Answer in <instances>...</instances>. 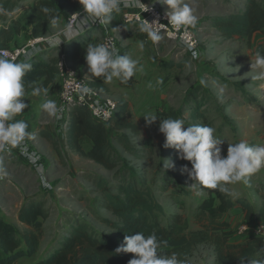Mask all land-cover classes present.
Listing matches in <instances>:
<instances>
[{
	"label": "rangeland",
	"instance_id": "obj_1",
	"mask_svg": "<svg viewBox=\"0 0 264 264\" xmlns=\"http://www.w3.org/2000/svg\"><path fill=\"white\" fill-rule=\"evenodd\" d=\"M36 1L0 0V6L8 11L7 15H0V29L12 27L14 23H19L21 29L6 48L25 45L31 39L26 21L28 12ZM246 1L185 0L186 3L194 5L198 16V24L192 29L199 42L198 60H190L183 47L175 42L160 40L154 44L146 33L140 31L138 25L126 23L120 13H114L108 29L104 25L93 27L77 36L82 56H85L89 44L111 38L119 55L140 60L144 72H137L128 84H121L114 79L110 83H104V90H99L116 104H127V116L139 131L138 137L132 140L133 143L138 145L144 139L151 138L153 152L142 154L144 158L139 159L115 145L121 162L115 170L105 171L74 152L61 150V158L56 155L55 160L48 158L49 162H46V167H50L47 173L50 190L42 187L24 163L16 158L5 159L0 165V217L13 224V221H17L19 209L29 200L43 202L49 213V217L43 222L37 253L32 258L20 259L16 264H33L44 257L77 219H83L99 232L110 235L111 232L100 219L112 218L100 209L98 203L101 196L93 181L103 177L108 179L111 187H118L119 183L111 178L116 171L122 169L136 172L151 188L163 208L164 215L159 221L164 226L167 225L170 215L179 214L186 219L190 230H198L205 224L206 215L212 208H216L222 210L221 220L229 224L231 243H243L249 238L261 235L252 228L264 225L258 218V213L264 210V169L250 178L249 185L240 182L227 186L233 193L229 197L232 202L244 199L251 204L252 213L249 216L235 203L231 208L223 209L222 192L203 189L206 194L197 196L188 189L191 181L186 174H182L183 164L177 159L176 151L163 147L164 138L158 132L159 120L146 126L143 118L146 113L154 112L159 119L182 118L186 124L211 126L216 130L215 134L225 141L221 145L222 156L226 155L227 143L246 140L251 145L264 146V81L251 80V76L255 74V71L251 72V63L254 62L252 46L243 45L241 38H222L211 27L212 18L226 17L241 10ZM74 12L83 15L82 7L68 12L64 18L65 26ZM113 28H118V33L111 31ZM142 41L144 47L141 49L139 43ZM31 54L33 56L30 62L33 63L49 62L53 59L57 61L62 55L57 54V57L54 52L48 53L38 48ZM79 73L88 83L98 79L89 73L87 64L79 69ZM56 77L58 78L57 75ZM157 79H162L163 83L156 85ZM149 84L153 87L149 88ZM26 104L29 105L26 108L29 112L20 117L22 120L26 114L31 115L37 111L36 102L29 101ZM20 118L15 117L13 121ZM26 120L29 121L28 118ZM42 157L45 159V156ZM165 159H171L175 167L163 171L162 163ZM177 179L186 180L187 195L180 193ZM203 203L206 205L205 216L198 221L197 210ZM16 224L20 232L25 230L18 221ZM187 264H215L213 247L199 245Z\"/></svg>",
	"mask_w": 264,
	"mask_h": 264
},
{
	"label": "trees",
	"instance_id": "obj_2",
	"mask_svg": "<svg viewBox=\"0 0 264 264\" xmlns=\"http://www.w3.org/2000/svg\"><path fill=\"white\" fill-rule=\"evenodd\" d=\"M42 7H48L53 14L65 18L68 12L81 8V5L78 0H37L32 4L26 21L31 39L44 36L48 31L50 24L41 12ZM211 27L222 38H241L247 46L250 45L253 35L260 34L261 40L256 50H264V0H247L243 9L226 17L212 18ZM20 31L19 23L0 29V47L6 48L10 45ZM78 40L77 37L68 39L62 55L69 66L79 71L86 61L85 56L79 52ZM43 50L53 52V49ZM30 63L32 69L24 77L26 94H32L34 87L48 88L56 81V59ZM95 80L90 85L98 90H104V79ZM40 135L61 158V151L55 138L47 131H40ZM138 135L137 126L127 116L125 102L116 104V113L108 124L94 122L88 109L82 105L71 107L67 114L65 132L67 148L105 171L115 170L121 162L115 145L139 159L144 158L142 154L153 152L151 138L144 139L138 145L133 143L132 140ZM180 163L191 168L190 162L180 160ZM111 179L117 181L119 186L111 187L108 179L103 177L93 181L95 189L101 196L98 203L100 209L112 218H103L100 222L111 234L99 232L83 219L74 220L52 250L33 264H128L132 254H117L115 250L122 244L125 235H134L140 231L145 235L155 232L160 239L168 242L167 247L161 248L162 253H179L180 258L186 262L199 245L213 247L215 264H239L241 257L264 260V237L249 238L239 244L231 243L229 224L221 220L222 210L212 208L205 217V224L198 230H190L186 219L179 214L170 215L167 225L164 226L159 221L164 215L161 204L136 172L122 169L116 171ZM176 181L180 193L187 195L186 180ZM221 196L223 209H229L235 203L247 216L252 213V206L246 200L237 199L232 202L230 195L222 193ZM205 207V203L198 207L196 214L198 221L205 216ZM48 217L49 213L43 202L38 200L27 201L18 211L17 220L24 226V231L20 232L14 224L0 217V264H16L20 259L35 256L40 247L43 222ZM258 218L264 223V210L258 213Z\"/></svg>",
	"mask_w": 264,
	"mask_h": 264
},
{
	"label": "clouds",
	"instance_id": "obj_3",
	"mask_svg": "<svg viewBox=\"0 0 264 264\" xmlns=\"http://www.w3.org/2000/svg\"><path fill=\"white\" fill-rule=\"evenodd\" d=\"M78 3L83 9V15L80 12L73 14V23L67 24L60 33L69 40L85 32L90 27V22L103 24L108 29L114 19V13H119L122 6L139 8L141 12H147L151 8V4L146 6L141 0H78ZM155 3L167 8V27L171 26L167 35L179 36L181 42L189 49L194 48L197 41L189 31L195 29L198 24L194 5L186 3L185 0H156ZM41 12L51 26L55 28L59 25L60 17L53 14L51 9L42 7ZM7 14L8 11L0 6V15ZM137 19L140 21V31L146 33L154 44L162 39V29L167 27L156 20L149 23L141 16ZM111 31L118 33L119 29L113 28ZM139 47H144L143 41L139 43ZM30 56L31 53H25L24 60L17 61L16 56L0 51V149L7 144L17 146L25 137L31 135L27 132L28 125L24 120L9 123L29 107L24 102V77L32 69ZM84 59L89 73L96 78H103L106 83L116 79L126 85L137 72H144L139 59L118 54L111 38L89 44ZM252 71H255V74L251 76V80L264 81V50L255 51L254 62L251 63ZM162 83V79H157L156 85ZM201 83L204 81L201 80ZM148 87L152 88L153 85L149 84ZM47 91L46 88L34 87L32 95L36 96L41 92L46 95ZM81 91L89 90L81 88ZM41 108L49 116L57 115L58 109L54 100L45 99ZM143 118L146 126L159 120L158 132L163 135V147L175 150L177 159L190 162L191 168L183 165L181 172L191 181L188 189L197 196L206 194L203 189L218 190L231 196L233 193L228 185L240 182L249 185L250 178L264 169V146L251 145L246 140L227 143L226 155L222 156L221 145L225 141L215 134L216 130L211 126L186 124L182 118L159 119L154 112L146 113ZM31 158L38 159L35 154ZM162 165L163 171L175 167L171 159L163 160ZM167 246L168 242L160 239L155 232L145 235L140 231L134 235H125L122 244L115 251L117 254H132L128 264H187L186 260L180 258L179 253L166 254L160 251ZM239 264H264V260L241 257Z\"/></svg>",
	"mask_w": 264,
	"mask_h": 264
},
{
	"label": "built area",
	"instance_id": "obj_4",
	"mask_svg": "<svg viewBox=\"0 0 264 264\" xmlns=\"http://www.w3.org/2000/svg\"><path fill=\"white\" fill-rule=\"evenodd\" d=\"M155 2L156 0H141V3L145 4L146 6L151 4L150 10L147 12H141L139 8L122 6L119 13L126 23H131L139 26L140 21L137 19V17L141 16L143 20H146L149 23L156 20L160 24L167 27L168 21L166 17V6ZM75 13L77 12H74L69 16L67 24L73 23L72 15ZM100 26H103V24H93L90 22L89 28ZM169 30H171V26L162 29L161 40H169L175 42L176 44L183 47L184 51L189 55L190 60H198L200 57L199 42L192 29H189V31L192 33L193 38L197 41L195 47L192 49H189L186 44L182 43L179 36L169 37L167 35V32ZM107 39L109 38H106L105 40ZM112 41L114 42L113 39ZM42 45L44 49H46L45 47H47L48 45H51L52 47L59 46L58 43L54 42L53 38L37 37L29 39L25 45L13 46L11 48L0 47V51H6L16 56L17 61H22L25 58V53H31L37 48L38 50H43ZM32 56L33 55L31 54L30 59L32 58ZM56 68L57 76L61 83L60 90L58 91L56 97L57 109L59 110V112L57 111V117L62 122L63 129H66L67 114L70 108L75 105H82L86 107L94 122L108 124L113 115L116 113V103L110 97L103 95L102 92L96 87L83 80V78H81L80 76L79 71L73 69L65 62L63 55H61L57 60ZM81 88H87L89 91L83 92L81 91ZM12 122L15 121H9V123ZM33 154H35L38 159L33 160L31 158ZM9 158H16L17 160L24 163L30 169V171L33 172L38 182L40 181L43 188H46L48 190L51 189V185L47 181V173L50 167H46V161L38 152H36L31 147L29 141L27 140V137H25L24 140L21 141L17 146L7 144L3 149H0V165L5 159ZM41 175H43V179H41ZM0 177H2L1 172ZM1 180L2 178H0V181ZM252 229H254V231L255 229L258 230L257 233L261 234L259 237H264V225H258L257 227ZM239 233H241L240 230Z\"/></svg>",
	"mask_w": 264,
	"mask_h": 264
},
{
	"label": "crops",
	"instance_id": "obj_5",
	"mask_svg": "<svg viewBox=\"0 0 264 264\" xmlns=\"http://www.w3.org/2000/svg\"><path fill=\"white\" fill-rule=\"evenodd\" d=\"M64 27H65L64 18H60V23L57 27L54 28L53 26L49 25L47 33L44 36H41V37L53 38L54 42L58 43L59 46L57 47H52L51 45H48L47 47H45L47 50L53 49V52L56 53V56L57 54H62L63 51L66 49V43H67L68 38L63 34H60L62 33V30L64 29ZM260 40H261L260 34L253 35L251 42H250V46H252L251 49L254 51V53L256 51V47L258 43L260 42ZM243 45H246L245 42ZM42 48L44 49L43 45H42ZM55 79L56 81L53 82L48 88H46L48 90L46 95L43 92H41V94L36 95V96H33L32 94H26L24 97L25 103H28L29 101H34L36 102V105L38 106L36 109L37 111L33 112L31 115L26 114L25 119H23L28 125L27 132L31 134L30 136L27 137V140L29 138V143L36 152H38L41 156L42 155L45 156V159L44 157L43 159L46 162H49L48 158L50 160H55L56 154L54 150L52 149V146L40 135V131H47L48 133H50L55 138V140L58 142L60 151L65 150V149L70 151L66 146V141H65L66 129L65 130L63 129L62 122L59 120L57 115L55 117L49 116L47 112H45L41 108V105L45 99L54 100L57 105L56 97H57L58 91L60 90L61 83L57 77ZM28 112H29V109L28 110L25 109L21 115H18L19 118L22 115H24V113H28ZM26 118H28L29 121L26 120ZM18 120H22V119L20 118ZM17 221L15 222L13 221V224L15 226H17L16 224Z\"/></svg>",
	"mask_w": 264,
	"mask_h": 264
}]
</instances>
